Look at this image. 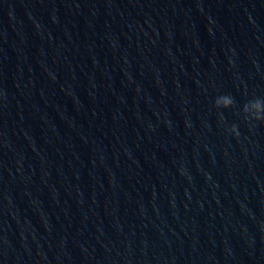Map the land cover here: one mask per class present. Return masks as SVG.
<instances>
[{
    "label": "water",
    "instance_id": "95a60500",
    "mask_svg": "<svg viewBox=\"0 0 264 264\" xmlns=\"http://www.w3.org/2000/svg\"><path fill=\"white\" fill-rule=\"evenodd\" d=\"M257 96L264 0H80L0 117V264H264Z\"/></svg>",
    "mask_w": 264,
    "mask_h": 264
},
{
    "label": "clouds",
    "instance_id": "9594fccd",
    "mask_svg": "<svg viewBox=\"0 0 264 264\" xmlns=\"http://www.w3.org/2000/svg\"><path fill=\"white\" fill-rule=\"evenodd\" d=\"M236 103L235 98L231 94H223L215 99L214 106L219 112L221 109H230L235 107ZM240 111L242 112L245 121L249 123H264V98L257 96L249 99L243 104ZM231 131L239 136L237 125H232Z\"/></svg>",
    "mask_w": 264,
    "mask_h": 264
}]
</instances>
